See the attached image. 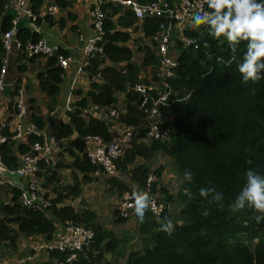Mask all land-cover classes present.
Here are the masks:
<instances>
[{"label": "trees", "instance_id": "16d2710c", "mask_svg": "<svg viewBox=\"0 0 264 264\" xmlns=\"http://www.w3.org/2000/svg\"><path fill=\"white\" fill-rule=\"evenodd\" d=\"M44 1L31 0V7L38 16ZM57 2L62 7L68 4L65 0ZM100 10L103 13V40L99 43L102 52L88 59V65L84 68L90 77V89L77 102L76 108L68 113L70 123L62 130L66 137L73 133L77 136L69 140L66 146L63 145L64 149L56 156V168L70 169L74 182L69 185L66 181L60 184L61 191H58L52 199V206L46 210L24 206L20 201L21 190L7 187L12 197L9 204L0 201L1 241L15 248L21 235H43L51 239L56 230V221H70L92 227L96 236L93 243L84 248L72 263L65 261L64 253H57L65 261L64 264H118L121 258H124L122 264H264V221L257 224L252 220L254 213L250 208L246 207L238 213H232L228 208L241 191L249 168L264 174V78L256 83L242 82L237 65L246 51V42L242 41L233 55L223 38L214 39L208 31H188L189 36L200 35V39L197 45L188 48H182V44L177 42L172 51L178 53L179 66L176 76L170 81L174 92L172 102L162 107V126L170 131L169 138L164 141H145L148 129L145 128V112L139 106L141 96L128 91L127 86L133 85L144 69L147 70L146 81H150V77L157 81L160 63L155 47L159 24L163 18H146L141 23L144 37L134 38L133 27L137 19L129 7L104 1ZM15 15L14 6L8 0H0V71L7 58L4 36L12 28ZM37 21H40V17ZM17 36L23 47L28 41L37 42L40 38L38 33L24 27L23 21ZM145 39L153 43H147ZM19 51L21 57L26 56L25 51ZM137 51L142 53L138 58L141 61L139 64L134 61L137 59ZM58 54L66 53L61 49ZM36 56L29 58L34 60ZM15 60L13 64L18 71L26 70V65L19 66L18 59ZM57 61V55L49 58L45 71L39 74L41 89L51 99L59 95V84L63 78ZM120 62H127V65L122 67ZM9 70L8 66L7 74ZM97 74L101 82L92 79ZM261 75L264 76V73ZM18 83L19 79L16 81L15 95L20 93ZM118 92L125 94L124 104H127L128 110L122 121L137 129L131 146L117 159L121 174L130 176L138 189L147 192V179L154 172L150 162L160 154L169 157L172 165L170 161L168 163L178 176V191L175 194H170L166 188L159 192L156 183L151 192L163 193L161 199L167 205L174 202L177 204L180 222H173L174 231L169 236L157 230L158 217L147 210L144 223L137 229L145 244L141 249L133 250L126 249L113 230L100 224L94 211L81 207L76 209L67 203L82 194L83 184L92 180L90 174L97 168L84 155V138L99 135L112 140L115 137L106 121L85 117L83 107L88 101L97 106L116 104L119 100ZM77 93L83 92L79 90ZM13 112L12 103L8 121L13 118ZM28 121L39 130L45 124L33 105ZM4 131L10 135L9 128ZM35 142L43 145L47 143L42 135H30L27 143H19L16 148L15 141L2 144L0 151L5 166L15 170L19 166L18 153L28 152ZM66 152L73 157L70 164L65 162ZM41 166L45 172L49 171L44 160ZM162 170L163 166H160L155 172L160 174ZM185 171L193 174L191 182L185 179ZM79 172L82 179L79 178ZM114 178L117 177L108 178V181L112 182ZM57 180L52 181L50 190L57 192L58 187L54 186ZM125 184L124 191L132 188ZM201 188H214L222 192L224 209L208 205L199 195ZM204 208L210 211L208 217L201 214ZM117 215V224L127 222V218ZM171 217V214L165 212L159 219L172 221ZM108 255L112 258H108Z\"/></svg>", "mask_w": 264, "mask_h": 264}, {"label": "built area", "instance_id": "2783aa9c", "mask_svg": "<svg viewBox=\"0 0 264 264\" xmlns=\"http://www.w3.org/2000/svg\"><path fill=\"white\" fill-rule=\"evenodd\" d=\"M109 1L130 7L137 20L140 22V25L148 17L163 18L159 24L158 42L155 47L156 56L160 63L158 76L162 86L145 85L142 81H137L130 86V89L139 93L143 99L141 107L145 112V119L147 121L145 128L148 129L145 141H164L169 138L170 131L168 128H163L162 126L164 116L162 107L168 106L172 102L171 98L174 92L170 81L176 76V69L179 66L178 53L174 54L172 51L176 48L177 42L182 44V48L197 45L200 35L189 36L187 34L188 31L199 32L203 30L209 32L207 26L201 25L193 27L192 23L194 12L199 10L209 11L208 5L205 0H153L149 2H142L140 0ZM12 4L16 10V17L12 28L5 33L4 36L7 58L4 59L0 71V99L6 87L8 55L19 31L18 23L21 19H27L32 24H35L39 18L31 7V0H12ZM55 10L56 7L50 6L48 11L50 14H53ZM92 15L94 17L95 33L89 39L85 48L86 61H88L91 56L102 51L99 43L103 40V13L98 9L94 10ZM19 50L25 51L30 56L44 55L47 57L54 56L57 51L44 38L37 42L28 41L24 47L22 43H19ZM86 61L84 63H87ZM59 65L66 69L69 65V59L60 56ZM81 72L84 73V70L82 69ZM24 102L23 90L20 89L19 95H17L13 101V118L10 121L7 119V122L0 123V147L7 141H15L16 148L19 143H27L30 135H41V132L35 124L31 123L27 125V127L23 125V121L27 115V106ZM94 109H97V112L93 113L92 110ZM127 112L126 105L124 101L121 102V99H119L116 104L109 106H97L89 101L86 106L83 107V114L85 117L100 118L108 123L111 131L115 133L118 131L117 135L112 140H106L99 135L86 136L84 138L86 143L85 154L92 164L98 168L99 172L104 171L109 177L121 178L126 182L129 180L128 176L121 174L117 166V159L122 157L126 149L131 146L132 139L137 133L136 127L122 121ZM13 120H15V124H12ZM7 128L10 130V135L6 134L4 131ZM18 156L19 166L15 170H9L3 163L0 151V189L6 185L17 187L14 179L4 175V171L17 173L21 178V183L26 187L25 189L17 187L21 190V199L24 206L37 210H46L52 206V199L55 198L58 191H61V189H59L60 184H65L64 169L56 168L54 179L58 180L54 182V186L58 187V190L57 192L52 191L50 190L52 182L48 188L42 186L45 175L48 174L49 171L45 172L41 166L42 160H44L48 166L52 161L57 163L53 155L52 147L47 144L43 145L39 142H35L31 145V149L28 152L23 154L18 153ZM154 183H156V175L153 172L147 179L146 189L149 196L155 200L156 209L155 211L151 208L149 210L152 214L157 216L158 213L160 216L168 210V205L161 199L162 196L159 193L151 192ZM133 191V188L125 190L119 202V210L121 215L125 218H130L134 214V210L130 206L133 203L131 198ZM33 197H35V199H33ZM74 200H72V205L75 204L73 206L76 209L80 208L79 201L73 202ZM28 201H31V203H28ZM161 205L163 206L162 208ZM64 225L65 231L60 233L56 240L51 241L49 244L35 242L31 254L19 257L15 261H3L0 259V264H29L36 259L39 253L45 250L64 253L67 256L68 262L75 261L78 254L93 243L96 232L92 227L84 224L65 221Z\"/></svg>", "mask_w": 264, "mask_h": 264}, {"label": "crops", "instance_id": "0c3cea01", "mask_svg": "<svg viewBox=\"0 0 264 264\" xmlns=\"http://www.w3.org/2000/svg\"><path fill=\"white\" fill-rule=\"evenodd\" d=\"M8 1L13 7L12 0ZM65 1L68 2L67 6L62 7L58 4L57 0H45L39 14L40 21H36L35 24H32L27 19H21L18 23V25L20 26V23L23 21L24 27H27L32 31L38 33V35L40 36L39 40L42 38L46 39L47 42L57 50V54L55 53L58 56L57 65L62 69L61 76L63 77L62 81L59 84V95L56 97V99H51L47 95V93L41 89L39 80V74L41 71H45L47 60L56 55L48 57L44 55H37L34 60L29 58L31 57L29 54H26L25 57H21L19 51V43H22V41L19 39L18 36H16L17 38H15L12 49L8 55L10 72L8 71L6 77V87L3 90L0 99V123H4L5 121L7 122L9 108L17 96L15 95V87L16 81L17 79H19L20 83L18 84L20 85V89L23 90V96L25 100L24 103H26L27 106V115L23 121V125L27 127V125L31 124V122L28 121V116L31 113V106L33 105L38 109L39 115L45 120V124L42 127L43 129L39 131L41 132V135L44 136L47 142L46 144L52 147L53 155L55 158L58 152L64 149L63 145L66 146L69 140L72 141L73 138L77 136L76 133H73L72 136L66 137L63 134L62 130L64 129L65 125L70 123V117L68 113L76 108L77 102L90 89V77L89 75H87L84 67L88 65V61H86L85 48L89 39L95 33V26L93 22L94 17L92 13L94 10H100V5L104 1L111 2L109 0ZM50 6L56 7V10L53 14H50L48 11ZM138 24L140 25V22L137 20V23L135 25L136 28L133 27V29H135V31L133 32L134 38L144 37L142 25L138 28ZM145 41H147V43H153L149 39H145ZM61 49L64 50L66 54H58V50ZM137 54L138 55H135L137 59H135L134 61H138L137 63L139 64L141 63V61H139V57L142 55V53H138L137 51ZM60 56H64L69 59V65L66 67V69L59 65ZM15 59H18L19 66L23 64L27 66L26 70L23 69L19 71L18 76L14 75L13 68H11V60L16 63ZM85 61L87 63H84ZM107 62L109 61L107 60ZM119 65L124 67L127 65V62H120ZM82 69L84 70V73L81 72ZM146 72V69L141 70L138 75L137 81H142L144 83L145 80H148V78L146 77ZM92 79L101 82V77L99 74L94 75ZM149 79L150 81L145 82L149 84L155 83L156 85L154 86L158 87L162 86L161 80H159V76L157 81H154L153 77H150ZM130 86L131 85L127 86L129 88L128 91L134 92L130 89ZM79 90H81L83 93H77V91ZM137 94L141 96L139 93ZM117 96L118 99H121V102L124 101V93L118 92ZM142 103L143 99L140 97V109H142ZM92 112H97V109L92 110ZM15 123V120H13L12 124ZM111 132L114 133L115 136L118 133V131H116V133L114 131ZM84 155H86L85 151ZM65 157L66 163H72L73 157L68 152L65 153ZM156 159L158 160V157ZM160 166H163V170L160 172V174H157L155 170L158 169ZM152 167L156 175V183L159 192L163 191V188H166L170 194H175L176 190L178 189L176 179L177 175L172 171L171 167H168L166 163L162 162L156 165V167ZM90 175L92 177V180L83 184L82 194L73 202L79 201L80 207L82 209L89 208L94 211L98 217L100 224H102L107 229L113 230L116 233L115 229L117 228V225L124 224V222L117 224L116 219H118L119 217L117 213L121 214L119 210V202L122 194L124 193V187L126 185L125 183L130 185L135 191H142L138 189V186L132 183L130 176H128V182L122 180L121 178H118L119 180L117 178H114L112 182H109L108 178L111 177H109L104 171L99 172L98 168H96V170ZM81 177L82 174L79 172V178L82 179ZM64 178L67 182V185L72 184L74 182V179L72 177V171L70 169L65 168ZM53 180L54 178L52 179V181ZM161 184L163 186H161ZM7 187L13 186L6 185L0 189V201L5 204L11 203L12 197V194L8 193L10 191L6 189ZM159 194L163 196V193ZM20 201L23 204L21 195ZM69 202H71L72 205V200H70ZM173 204L174 203L168 204V210L166 211L167 215L172 214L174 206L171 207V205ZM127 219L130 220L131 217ZM55 225L56 230L51 239H48L43 235L33 237L21 235L15 248L3 244L0 239V259L3 261H15L19 257H24L31 254L33 244L35 242L49 244L51 243V241L56 240L58 238V235L65 231V225L64 222L60 221H56ZM57 253L60 252L49 250L42 251L37 255L36 259L33 262H30L29 264H64L65 261L67 263H72L67 261L66 254L65 261H62L60 256L57 255Z\"/></svg>", "mask_w": 264, "mask_h": 264}, {"label": "clouds", "instance_id": "9594fccd", "mask_svg": "<svg viewBox=\"0 0 264 264\" xmlns=\"http://www.w3.org/2000/svg\"><path fill=\"white\" fill-rule=\"evenodd\" d=\"M209 11L199 10L192 17L193 27L205 25L209 34L219 40H226L233 55L242 41L246 42V51L242 60L237 65V70L244 84L256 83L264 76V0H205ZM208 44L205 42V47ZM252 163L251 160L248 161ZM185 179L193 180V174L185 171ZM199 195L208 205H217L220 210L224 209V196L222 192L214 188H201ZM133 203L130 205L139 223L145 221L146 211L150 208L155 211L156 203L148 193L133 191L131 194ZM35 199V197H33ZM31 203V201H28ZM163 206L161 205V208ZM253 210L251 217L257 224L264 221V174L249 168L246 172L245 183L235 200L228 206L229 211L238 213L245 208ZM204 217L210 215L208 208H204ZM158 231L169 236L174 231V224L170 219H159Z\"/></svg>", "mask_w": 264, "mask_h": 264}, {"label": "rangeland", "instance_id": "374dc122", "mask_svg": "<svg viewBox=\"0 0 264 264\" xmlns=\"http://www.w3.org/2000/svg\"><path fill=\"white\" fill-rule=\"evenodd\" d=\"M8 66H9V59H8ZM11 66L13 68V73L15 76L19 75V71L18 69L14 66L13 64V60H11ZM10 76V75H9ZM11 77V76H10ZM146 77H147V72H146ZM9 80V79H8ZM146 81V80H145ZM144 81L145 85H156L154 84H149L147 82ZM158 157V160L156 159ZM157 157H155L151 162L150 165L156 167V165H158L159 163H166L168 167H171L172 171L173 167L172 165V161L169 159V157H166L164 155H158ZM168 161H170L171 165L168 163ZM175 173V172H174ZM176 174V173H175ZM177 175V174H176ZM178 177V176H177ZM177 179V178H176ZM178 185V183H177ZM161 186H163L161 184ZM178 191V189L176 190V192ZM68 204H71V202H67ZM173 211L171 214V219L172 222L174 221H178L180 222L179 219V207L177 206V204L174 202V204L172 205ZM140 224L138 219L135 217V215L133 214L131 216V219L127 222H125L124 224L121 225H117V228L115 229L116 233L118 234L119 238L122 240L123 245L126 247V249H141L142 246L145 244V241L143 240L142 236H140L137 232V229L140 227ZM122 246V244L120 245V247ZM125 249V251H126ZM108 258H112L110 257V255H108ZM124 258H121V262L123 263ZM121 262H119L118 264H122Z\"/></svg>", "mask_w": 264, "mask_h": 264}, {"label": "water", "instance_id": "95a60500", "mask_svg": "<svg viewBox=\"0 0 264 264\" xmlns=\"http://www.w3.org/2000/svg\"><path fill=\"white\" fill-rule=\"evenodd\" d=\"M4 175L11 177L14 179L15 181V185L17 187H22L23 189H25V185H23L21 183V178L19 177V175L17 173H13L11 171H4L3 172ZM56 175V162L52 161L51 164L49 165V173L45 175V180L43 182V187L44 188H48L51 185L52 179L55 177Z\"/></svg>", "mask_w": 264, "mask_h": 264}]
</instances>
